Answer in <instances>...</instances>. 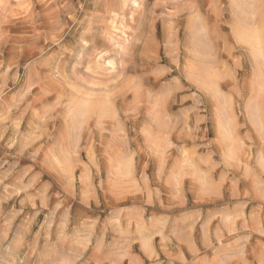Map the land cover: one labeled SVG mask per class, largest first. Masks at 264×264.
Here are the masks:
<instances>
[{"label": "rangeland", "instance_id": "rangeland-1", "mask_svg": "<svg viewBox=\"0 0 264 264\" xmlns=\"http://www.w3.org/2000/svg\"><path fill=\"white\" fill-rule=\"evenodd\" d=\"M0 264H264V0H0Z\"/></svg>", "mask_w": 264, "mask_h": 264}]
</instances>
